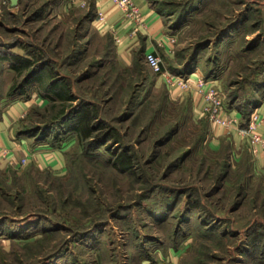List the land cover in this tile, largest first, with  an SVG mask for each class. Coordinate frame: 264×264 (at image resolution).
Returning <instances> with one entry per match:
<instances>
[{
	"label": "rangeland",
	"instance_id": "374dc122",
	"mask_svg": "<svg viewBox=\"0 0 264 264\" xmlns=\"http://www.w3.org/2000/svg\"><path fill=\"white\" fill-rule=\"evenodd\" d=\"M149 1L178 62L213 72L228 109L264 99V0ZM93 14L73 0H0V50L49 61L55 86L75 97L35 103L50 82L42 74L24 86L33 104L17 128L34 132L85 105L104 123L94 134L120 137L88 143L64 130L61 170L27 162L0 172V264H154L159 253L165 264H264V169L248 143L213 140L144 56L117 63ZM8 63L0 58L1 108L31 69ZM124 148L130 170L112 163Z\"/></svg>",
	"mask_w": 264,
	"mask_h": 264
},
{
	"label": "crops",
	"instance_id": "0c3cea01",
	"mask_svg": "<svg viewBox=\"0 0 264 264\" xmlns=\"http://www.w3.org/2000/svg\"><path fill=\"white\" fill-rule=\"evenodd\" d=\"M82 2V0H73ZM85 4L94 6L95 10H102L105 18L101 21H95L96 27L103 33H107L112 37L113 41V54L117 63L120 65H129L135 54L139 51L144 55L145 51H153L158 54L163 62L164 66L171 70L179 67L180 63L177 60L176 55V42L174 35L165 29V23L163 21L161 13L151 4L149 0H134L142 13V24L136 25L125 17L124 12L111 0H84ZM114 35L120 37L119 42H115ZM198 62V61H197ZM196 65H199L196 64ZM199 74L204 75L202 69L196 67ZM161 81L162 78L156 76V82ZM218 79L215 76L207 78V83H218ZM169 90V88L166 86ZM170 91V90H169ZM171 96H173L171 94ZM174 99H180L181 101H190L191 118L194 121L206 119L204 118L200 105L194 95L190 92H184L180 96L173 97ZM35 103L43 104L44 97L37 96L34 99ZM33 104V98L16 97L11 98V101L5 108L0 107V145L6 148L5 157L0 156V172L5 174L11 167L17 168L21 158L26 157L28 162H34L41 167H51L54 170H61L64 166L63 147H54L45 142H36L31 136L18 135L17 124L25 116L30 106ZM260 116L263 121L258 126L257 132L262 136L264 135V99L260 101ZM230 114L240 116L241 112L237 108L229 109ZM210 123V122H209ZM211 136L219 138L225 133L230 135L231 140L235 147L242 148L245 146L247 149V142L243 141L238 131L234 129L225 130L217 125L210 123ZM229 131V132H228ZM246 144V145H245ZM65 147V146H64ZM12 161V163H11ZM255 167L258 169H264V151H260L258 155L254 157ZM159 257L164 261L162 255L159 253ZM161 261V260H160ZM159 261V262H160ZM160 262L165 264V262ZM175 261L173 255L169 264H173ZM154 263V264H159ZM168 264V263H166Z\"/></svg>",
	"mask_w": 264,
	"mask_h": 264
},
{
	"label": "trees",
	"instance_id": "16d2710c",
	"mask_svg": "<svg viewBox=\"0 0 264 264\" xmlns=\"http://www.w3.org/2000/svg\"><path fill=\"white\" fill-rule=\"evenodd\" d=\"M92 10L95 11V14H96V10L94 9V6H92ZM95 14H93V17H95ZM109 37L112 41V37L110 35ZM6 51L8 52L6 53L5 51L0 50V58L9 62L8 63L9 66L14 68L16 71L21 72L23 70H28L31 68L30 71L25 76L24 78L25 80H23L22 83L20 84L18 92L17 91L14 93L11 92L9 94L10 98H16L19 94L20 96L25 95L23 94L24 86L26 87L30 83L38 82L39 84H41L43 81H40L41 80L40 76L44 73L46 75L48 74L49 79H50V82L45 86L46 92H42V95H44V98H48L50 96H51V100H55L58 98L73 100L75 98L72 94H68V96H63L64 91L61 88L59 87L57 88L55 86L56 73L54 70H52V67L49 65L51 64L49 63V61H46V60L41 61V58L39 62L38 60L35 61L32 57L29 56L30 55L29 52H25V54H21L20 52H14L13 50H9V49H7ZM136 54L144 56L139 51ZM194 70H195V67H193V65L180 64L179 67H176L175 69H171L169 71L173 73H179V74H182V73L188 74ZM214 75L215 74L211 72V73H206L204 77L209 78ZM47 95H50V96H47ZM24 98H29V96L25 95ZM259 103L260 101L258 98L255 102L251 103L248 106V108H246L245 112L243 111L241 113V116H242L241 126L242 127L247 126L249 118H250V114L253 108ZM74 113H79V114L74 115ZM56 119L57 120H54L53 122L48 123L47 126L37 128L34 132H31L27 129H18L17 134L21 136L25 135V136H31L33 138L35 137L34 139L36 142H45L54 147H64L66 145L68 140L65 143L63 138H61V133L62 132L65 133V131L66 132L73 131L82 140L83 139L87 140L88 143H91L96 139L100 141L101 143H106L107 140L109 139L114 140L115 142L120 141L119 134L115 129H111L110 130L111 132H108L106 135L99 134V133L94 134L95 131H98V129L100 130L104 127V123L101 122V120H99L98 114L97 115L93 114L91 112V109H88L85 105H78L76 106V109L74 107V110L73 109L71 110L70 108V110L67 113H66V109H63L61 114H59ZM205 120L208 121V118H206ZM59 125H62V127L64 128H58ZM56 138L60 139V143L58 145H56L53 141ZM112 163L114 164L115 167H118L121 170H130L134 166V161L131 156V152H129L127 148H124L121 151L116 152L115 159L113 160ZM191 207H194V206H191Z\"/></svg>",
	"mask_w": 264,
	"mask_h": 264
},
{
	"label": "built area",
	"instance_id": "2783aa9c",
	"mask_svg": "<svg viewBox=\"0 0 264 264\" xmlns=\"http://www.w3.org/2000/svg\"><path fill=\"white\" fill-rule=\"evenodd\" d=\"M111 2L124 12L127 19L137 26L142 24V13L134 0H111ZM81 4L84 5L85 1L82 0ZM104 18V12L96 10L94 21H101ZM114 40L119 42L121 39L114 35ZM144 61L156 76L162 78L173 97L180 96L184 92L192 93L200 105L203 116L208 118L211 124L224 130L238 131L240 138L247 141L252 156L255 157L260 151H264V135L257 132L258 126L263 121L260 116V103L253 108L247 126L242 127V116L229 113L221 87L215 82L208 84L207 78L199 74L196 68L188 74L173 73L164 66L162 58L153 51L144 52ZM5 153L6 148L0 145V156L5 157ZM27 162L26 157H23L18 164L23 166Z\"/></svg>",
	"mask_w": 264,
	"mask_h": 264
},
{
	"label": "water",
	"instance_id": "95a60500",
	"mask_svg": "<svg viewBox=\"0 0 264 264\" xmlns=\"http://www.w3.org/2000/svg\"><path fill=\"white\" fill-rule=\"evenodd\" d=\"M12 6H15L18 4L19 0H9Z\"/></svg>",
	"mask_w": 264,
	"mask_h": 264
}]
</instances>
